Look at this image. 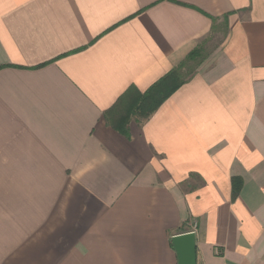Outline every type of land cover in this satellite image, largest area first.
I'll return each mask as SVG.
<instances>
[{
    "label": "crops",
    "instance_id": "1",
    "mask_svg": "<svg viewBox=\"0 0 264 264\" xmlns=\"http://www.w3.org/2000/svg\"><path fill=\"white\" fill-rule=\"evenodd\" d=\"M214 31L148 119H105ZM187 232L264 264V0H0V264H177Z\"/></svg>",
    "mask_w": 264,
    "mask_h": 264
},
{
    "label": "trees",
    "instance_id": "2",
    "mask_svg": "<svg viewBox=\"0 0 264 264\" xmlns=\"http://www.w3.org/2000/svg\"><path fill=\"white\" fill-rule=\"evenodd\" d=\"M201 57L200 47L191 51L185 60L157 80L145 92L140 93L135 87H130L117 101L112 110L104 114L105 119L122 134L131 119L144 121L148 119L177 89L189 78L183 79L180 71L186 62H194ZM241 184L234 185L233 195L236 196ZM182 231V228H179Z\"/></svg>",
    "mask_w": 264,
    "mask_h": 264
},
{
    "label": "water",
    "instance_id": "3",
    "mask_svg": "<svg viewBox=\"0 0 264 264\" xmlns=\"http://www.w3.org/2000/svg\"><path fill=\"white\" fill-rule=\"evenodd\" d=\"M172 249L177 264H196V244L194 232L175 235L171 238Z\"/></svg>",
    "mask_w": 264,
    "mask_h": 264
},
{
    "label": "rangeland",
    "instance_id": "4",
    "mask_svg": "<svg viewBox=\"0 0 264 264\" xmlns=\"http://www.w3.org/2000/svg\"><path fill=\"white\" fill-rule=\"evenodd\" d=\"M222 31V30H221ZM220 31V33H222ZM220 34L217 35L216 31H214L205 41H203L198 47H200L201 50V57L200 59L194 61V62H186L184 64V68L180 71L181 77L183 79H187L189 76H191L194 71H196L198 65L200 62L207 57L213 49H215L216 45L220 43Z\"/></svg>",
    "mask_w": 264,
    "mask_h": 264
}]
</instances>
